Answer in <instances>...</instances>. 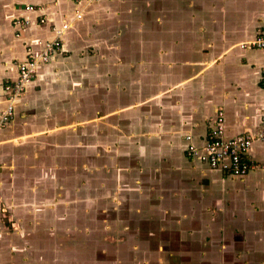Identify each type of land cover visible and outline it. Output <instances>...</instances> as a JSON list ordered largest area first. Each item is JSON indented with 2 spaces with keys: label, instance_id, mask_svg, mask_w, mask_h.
I'll return each mask as SVG.
<instances>
[{
  "label": "crops",
  "instance_id": "crops-1",
  "mask_svg": "<svg viewBox=\"0 0 264 264\" xmlns=\"http://www.w3.org/2000/svg\"><path fill=\"white\" fill-rule=\"evenodd\" d=\"M76 8L0 128V264H264V168L239 179L186 153L218 108L225 138L259 130L264 50L246 43L264 0H0V119L26 47ZM250 154L264 163L260 141ZM85 194L120 252L68 235Z\"/></svg>",
  "mask_w": 264,
  "mask_h": 264
},
{
  "label": "built area",
  "instance_id": "built-area-1",
  "mask_svg": "<svg viewBox=\"0 0 264 264\" xmlns=\"http://www.w3.org/2000/svg\"><path fill=\"white\" fill-rule=\"evenodd\" d=\"M90 1L92 0H86V2ZM37 8L41 9L40 7ZM35 9L33 5L25 6L27 11ZM81 17L82 8H76L74 14L68 20L60 25L51 26L52 38L36 41L40 48L39 51H34L31 45L26 47L25 59L17 64V76L15 79L6 80L4 83L7 98L6 106L1 110L0 128L12 117L16 98L22 94L27 82L36 76L39 65L50 60L52 55L60 48L65 31L74 20ZM39 22L44 23L45 17L41 16ZM28 23L29 20L23 21V24ZM16 36H19V33H16ZM246 44L264 50V34L258 35ZM261 85L264 87V72L261 76ZM225 116L223 109L218 108L207 117L206 122L209 125V130L207 138L201 146L194 145L191 142V136L187 135L186 153L211 169L221 170L232 177L241 179L256 168H264V163L250 154L251 146L255 140L264 145V117L260 120V127L256 134H238L225 138Z\"/></svg>",
  "mask_w": 264,
  "mask_h": 264
},
{
  "label": "rangeland",
  "instance_id": "rangeland-1",
  "mask_svg": "<svg viewBox=\"0 0 264 264\" xmlns=\"http://www.w3.org/2000/svg\"><path fill=\"white\" fill-rule=\"evenodd\" d=\"M102 148H105L102 146ZM112 148V146H111ZM107 152H111L110 149ZM113 149V148H112ZM111 149V150H112ZM104 154V152H102ZM105 158V157H104ZM106 159V158H105ZM101 160L102 165L108 166L109 163ZM88 179V180H87ZM88 182H92L89 179V176H86ZM92 194H85L84 201L86 207L84 210H79L74 208L76 202L72 205L73 207L67 209V216L69 218L68 231L70 238L81 237L82 236V245L79 244L80 248H83V252H114L112 250H120L121 245H116V243H109L106 239L103 238V226L99 223H94V216H97V210L93 209ZM71 197H68V200H72ZM103 215V214H101ZM111 231V229H110ZM105 232V231H104ZM107 234V232H105ZM76 245V243H74ZM120 252V251H119Z\"/></svg>",
  "mask_w": 264,
  "mask_h": 264
}]
</instances>
